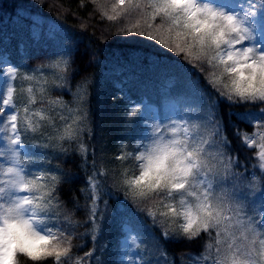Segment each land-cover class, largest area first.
Listing matches in <instances>:
<instances>
[{
	"label": "trees",
	"instance_id": "1",
	"mask_svg": "<svg viewBox=\"0 0 264 264\" xmlns=\"http://www.w3.org/2000/svg\"><path fill=\"white\" fill-rule=\"evenodd\" d=\"M111 2L114 0H107ZM214 2L220 6L232 5L229 11L243 13L240 5L247 6L248 0ZM137 18L133 15L108 21L101 17L91 0H0V55L4 50L12 53L7 58L20 69L18 75L35 77L34 81L25 82L24 87L34 89L35 103L30 104V114L39 113L32 119L39 123L43 132V136L29 134L25 138V143L30 145L28 151L34 156L32 162L26 159L23 167L56 173L59 165L60 170L70 176V180L57 187L59 201L81 221L85 212L76 207V199L84 204L80 190L86 186L88 173L82 168L83 161L77 152L70 151L67 156L60 153L57 137L82 114H86L83 121L86 130L81 140L88 148V172H91L94 151L97 166L107 171L110 185L122 179L124 172L138 174L135 156L149 139L146 121H187L190 131H195L192 125L200 124L203 133L207 106L213 107L216 117L222 119V131L231 140L233 154L242 165L247 164V175L251 177L255 173L264 181L255 155L257 150L245 148L234 134L236 129L250 135L256 131L248 117L258 114L260 106L229 102L210 83L213 70L209 64L175 55L149 39L147 33L139 35L141 29L125 34L123 30L131 28ZM160 22L158 17L156 24ZM259 44H264V39ZM63 60L69 62L68 72L64 74L59 67H53ZM61 75L66 77L64 81L59 79ZM56 84L65 86L57 87ZM80 94H85L83 105L77 99ZM16 99L21 97L17 95ZM133 107L141 111L132 115ZM78 108H82L83 113ZM154 111L157 112L155 116L152 115ZM67 144L66 141L65 147ZM72 144L75 148V142ZM0 145L5 146L3 141ZM34 145L47 147H32ZM120 155H126V159H117ZM107 199L108 208L92 264H120L122 223L133 215L140 218L145 230H150L161 241V247L175 264H181V259L183 264H189L193 256L199 257L204 252L207 243L213 242L208 237L191 242L182 236L165 240L160 236L161 227L154 225L146 212L126 199L122 190L114 186ZM168 202L165 199L164 204ZM100 207L104 211V205ZM160 210H165L163 205ZM181 222L178 220L177 224ZM84 231L85 228L80 229L81 233ZM73 244L80 245L73 248L72 264H75L76 259L92 249L93 241L88 234L77 237ZM28 264L34 262L28 261ZM43 264H54V261L50 259ZM160 264H167V261L160 257Z\"/></svg>",
	"mask_w": 264,
	"mask_h": 264
},
{
	"label": "snow or ice",
	"instance_id": "2",
	"mask_svg": "<svg viewBox=\"0 0 264 264\" xmlns=\"http://www.w3.org/2000/svg\"><path fill=\"white\" fill-rule=\"evenodd\" d=\"M91 2L101 17L108 21L133 15L138 17L131 28L123 30L125 34L133 29H141L139 35L144 36L147 33L149 39L157 41L175 55L208 64L206 60L201 59V55L206 54H194L191 46L182 40L180 32L174 30L175 21L172 23L165 21V17L172 20L171 5L166 0H114L110 4L107 0ZM221 7L229 11L232 5ZM240 8L244 9L243 13L229 11L238 17L242 14V19L247 25L243 34L247 39L244 40V44L238 46L243 47L251 42L260 52H264V44L258 45V42L264 39V0H248L247 6L241 4ZM158 17L161 22L156 24ZM68 64V60H63L58 61L53 67H59L60 72L64 74L68 72ZM19 72L20 69L12 65L7 57L0 55V77L4 78L3 92L0 93V141L5 145L0 147V159L7 161L6 164L0 163V169L7 177L6 180H0L2 185L0 209L7 205L9 211L22 216L34 201L42 202L46 209L42 213V219L38 220L42 227L37 229L33 226L31 230L36 236L60 240V243L38 254L18 248L12 254L13 264H28V261L43 264L50 259L54 264H72L73 248L80 246H74L73 241L88 234L93 241L92 249L84 253L83 257L76 259L75 264H92L96 242L102 233L103 220L108 208L107 196L114 186L116 190L124 192L126 199H130L141 211L146 212L154 225L158 224L161 227L160 236L163 239L176 236H182L190 242L205 237L212 239L213 242L205 245L204 252L199 257L193 256L189 264H201L202 261L206 264H264V181L255 173L251 177L247 175L248 166L242 165L231 151V140L226 132L222 131L223 121L216 117L213 107L207 106L203 133L200 132V124L192 125L195 131H190L187 121L180 122L193 145L196 159L188 165L187 178H178V182L172 186L174 195L170 198L167 193L140 186L137 174L129 175L124 172L122 179L114 180V184L110 185L107 171L97 166L94 151L91 172H88V148L81 140V135L86 130L83 124L86 114L73 121L75 127L68 125L63 134L57 137L58 150L65 156L70 154V151L77 152L83 161L82 168L88 173L86 186L80 190L84 204L81 205L79 199H76V207L83 208L85 212V218L81 221L75 219L74 211L66 210L59 201L58 185L70 180V176L60 170L59 165L56 173L43 168L31 170L23 167V162L26 159L32 162L34 156L28 151L30 145L25 143V138L29 134L43 136V132L40 131L39 123L32 119L33 115L39 113L30 114V104L35 103L34 89L24 87L25 82H32L35 77L27 74L18 75ZM59 79L64 81L66 77L61 75ZM17 80L20 81L19 84L14 83ZM210 83L216 85L213 74ZM17 95L21 97L20 100L16 99ZM77 99L79 104L83 105L85 94L78 95ZM243 103L260 106L258 114H249L248 117V122L256 131L250 135L236 129L234 134L245 148L257 150L255 155L259 161L258 168L264 174V96ZM77 110L83 113L82 108ZM131 110L137 113L141 111L136 107ZM72 142H75V148ZM32 147L40 148L47 145ZM137 147H140L139 143ZM117 159L124 161L126 155H120ZM129 176L134 177L131 182L128 180ZM28 177L32 179L29 180ZM188 180H191L193 187L198 190V211H182L181 223L177 224L180 217L177 216L175 205L150 206L151 201L159 200L162 195L168 200L182 196ZM101 204L104 205V211L101 210ZM183 204L181 201L182 206ZM161 205L166 210H160ZM81 228H85L83 233L80 232ZM145 229L146 226L138 216H128L124 219L120 264H125V260L127 264H160V257H163L167 264H175L161 247V241L154 237L150 230ZM238 240L240 243H237Z\"/></svg>",
	"mask_w": 264,
	"mask_h": 264
},
{
	"label": "clouds",
	"instance_id": "3",
	"mask_svg": "<svg viewBox=\"0 0 264 264\" xmlns=\"http://www.w3.org/2000/svg\"><path fill=\"white\" fill-rule=\"evenodd\" d=\"M166 2L171 5L172 20L165 17V21H175L174 30L180 32L182 40L191 46L194 54H206L201 55V59L211 66L215 86L223 96L241 103L264 96V52H260L251 42L243 47L238 46L247 39L243 36L247 25L242 14L238 17L214 0ZM136 113L131 110L132 115ZM145 123L148 125L149 139L135 156L140 186L167 193L170 198L174 195L172 186L178 182V178H187L188 165L196 159L193 145L177 120ZM133 179L132 176L128 177L129 182ZM197 196L198 190L188 180L183 195L177 196L175 203L169 200L167 204L175 205L177 216L182 220V211H198ZM164 201L165 197L161 196L159 200L151 201L150 206L164 204ZM181 201L184 202L183 206ZM44 211L46 209L40 201H34L22 216L9 211L7 205L0 209V264H13L12 254L18 248L38 254L60 243V240H48L33 234V226L37 229L42 227L38 220L42 219Z\"/></svg>",
	"mask_w": 264,
	"mask_h": 264
},
{
	"label": "rangeland",
	"instance_id": "4",
	"mask_svg": "<svg viewBox=\"0 0 264 264\" xmlns=\"http://www.w3.org/2000/svg\"><path fill=\"white\" fill-rule=\"evenodd\" d=\"M246 6V5H245ZM12 55V53H10V52H8V51H3V56H5V57H10ZM3 77H0V85L3 87V84H4V81H3ZM17 81H19V80H17ZM3 92V88H1V90H0V93H2ZM152 115L153 116H155V115H157V112L156 111H154V112H152ZM0 147H2L1 145H0ZM0 163H4L3 162V160L2 159H0ZM7 179V177L6 176H4V174H3V170L2 169H0V180H6ZM0 186H2V185H0Z\"/></svg>",
	"mask_w": 264,
	"mask_h": 264
}]
</instances>
